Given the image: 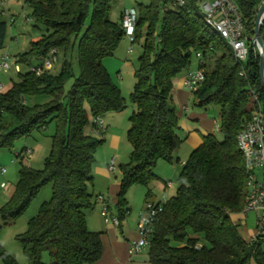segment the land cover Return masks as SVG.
Segmentation results:
<instances>
[{
  "label": "trees",
  "instance_id": "1",
  "mask_svg": "<svg viewBox=\"0 0 264 264\" xmlns=\"http://www.w3.org/2000/svg\"><path fill=\"white\" fill-rule=\"evenodd\" d=\"M233 1L248 40L243 63L206 25L193 0H184L183 7H173V0H149L136 11L132 44L142 39V53L129 95L136 109L128 118L126 132L131 146L129 162L119 166L115 202L119 221L126 212L127 190L135 185L148 188L158 179L153 173L157 163L176 159L183 140L177 135L173 80L185 76L197 53L201 57L197 69L203 70L204 80L190 95L199 108H217L222 136L221 141L212 134L202 136L201 144L181 166L175 195L159 202L162 212L154 220L147 264H264L263 242L245 241L232 220L243 215L247 195L237 135L249 120L251 90L264 110L259 53L252 43L255 16L264 0ZM114 2L25 0L34 24L43 26L47 34L16 57L15 63L27 71L18 72L17 81L0 93V148H10L13 141L54 125L43 168L22 166L14 192L0 210L4 220H14L50 185V199L40 205L27 222V230L16 238L27 264H44V253L50 257L49 264H95L101 258L100 233L88 230L84 215L93 207L92 165L101 141L85 129L91 118L126 108L120 90L102 66V60L112 56L125 37L121 16L119 23L109 18ZM1 16L0 10V50L7 33ZM51 49L56 56L61 50L68 55L75 52L76 78L70 60L55 75L45 69L38 74L30 70L40 68ZM33 61L38 64L33 66ZM71 78L73 83L66 90ZM27 98L34 100L27 104ZM0 259L4 264H16L1 246Z\"/></svg>",
  "mask_w": 264,
  "mask_h": 264
},
{
  "label": "rangeland",
  "instance_id": "2",
  "mask_svg": "<svg viewBox=\"0 0 264 264\" xmlns=\"http://www.w3.org/2000/svg\"><path fill=\"white\" fill-rule=\"evenodd\" d=\"M148 3L149 0H115L112 4L109 18L112 22L119 23L123 11L129 9L137 11L138 5H147ZM0 10L2 11L1 19L7 26L4 48L0 50V58L6 54L12 60L9 71L3 73L0 70V85H2L0 93H4L10 88L11 84L18 79V72L14 69L16 57L27 51L29 44L37 41L42 35L47 34V31L43 26L34 24L31 17V10L25 3V0H0ZM141 45L142 39L139 40L138 43L130 44L129 41L123 37L112 56L106 57L102 60V66L110 75L113 83L120 90L126 108L121 112H111L103 116V122L107 129L106 133H104V130L99 134L94 132L92 118L85 129L87 134L101 141L94 152L92 177L95 176V169L97 166L102 164L105 166L106 163L108 165L109 161L113 159L114 169L112 173L109 174L111 180L118 183L120 179L119 166L125 165L129 162L131 146L127 140L126 132L129 127L128 118L136 111L135 106L130 101L129 95L135 84L134 73L138 66V58L142 53ZM130 46L132 47L131 53L128 52ZM66 60H70L73 77L76 78L79 74V68L75 61V52L68 55L62 50L59 51L56 56V61L48 70L50 74L55 75L59 73ZM37 64L38 62L36 61H33L32 63L33 66H36ZM197 64L198 59L195 55H192L191 69H195ZM17 65L19 66V73L27 71V68L24 66L20 64ZM74 78H71L68 81L65 86L66 90L71 87ZM33 100L34 99L31 100L30 98H27L26 102L27 104H31ZM173 104L175 106L174 98ZM188 109L189 112H201L208 114L211 117L217 114V108L214 106L207 109L195 106L193 97H191L188 102ZM53 134L54 125L51 123L45 130L34 131L27 137L13 141L10 148H0V170L4 169L5 171L4 174L0 173V185L4 184V188H0V210L6 205L14 192L19 177V170L22 166L34 170H41L43 168V161L50 151L51 136ZM179 134L181 136L183 134L182 131H179ZM212 135L218 141L222 140L218 127H213ZM112 138L113 141L111 140ZM25 151H29V153L24 154ZM191 151V148L188 147V143L183 142L180 149L175 153V158L177 156L180 161H183L184 159H187ZM17 154H19V156H17ZM180 169V162L177 163L176 159H174L172 163L159 161L154 168L153 173L156 176H159L162 180L164 179L166 183H171V186L167 185V187H165L162 180L154 181L153 184L148 187L152 196L157 197L159 201L163 202L172 198L177 189L176 178ZM163 185L165 188L162 187ZM147 192V188L136 185L127 190L125 194L127 203L126 208H129L131 211V218L136 217V214L139 216L140 212L143 210L142 207L144 208L145 206L143 199ZM50 193V185L43 187L37 196L31 201L25 212L14 220H4L0 215V246L14 259L16 264H27L21 246L16 238L27 230V222L37 214L40 205L50 199ZM111 212L112 214L117 215L116 208L113 204H111ZM232 220L234 223L238 224V230L242 236V224H244L245 221L246 229L253 228L255 216L253 214H248L246 217L244 215H236L233 216ZM242 237L244 239L247 238L246 235ZM145 250H147V248ZM42 262L44 264L50 263V257L47 253L42 255ZM0 264H4L1 259Z\"/></svg>",
  "mask_w": 264,
  "mask_h": 264
},
{
  "label": "built area",
  "instance_id": "3",
  "mask_svg": "<svg viewBox=\"0 0 264 264\" xmlns=\"http://www.w3.org/2000/svg\"><path fill=\"white\" fill-rule=\"evenodd\" d=\"M203 16L206 25L231 47L234 57L238 62L243 63L247 58V37L244 31V23L233 0H193ZM173 7L184 6V0H173ZM137 21V13L134 9L125 10L121 14V26L125 38L130 44L133 43L134 28ZM260 33L264 36V16L261 21ZM132 52V47L128 49ZM200 60V54H196ZM0 70L3 73L9 71L11 58L3 55L0 58ZM56 61V50L51 49L49 56L42 61L41 67L30 69L38 74L41 69L49 70ZM14 69L19 72V66L15 64ZM243 76V73H240ZM204 80L202 69L189 70L183 77V88L190 94L194 93ZM2 85H0V90ZM251 110L249 120L243 124L238 135V149L243 155L246 170L247 195L245 198L242 214L247 216L253 214L254 236L251 242L262 241L264 252V110L258 95L250 91ZM2 112V111H1ZM93 130L96 134L101 132L103 127L100 117L92 118ZM25 151L24 154H28ZM19 156V154H17ZM109 172L114 169V161L111 159L107 165ZM4 169L0 170L4 174ZM4 188V184L0 185ZM101 204L100 215L103 222L108 225L118 226L120 224L117 216L109 212V206L102 195L96 197ZM162 212V204L148 201L138 216L137 238L129 242L128 254L134 256L143 252L149 245L153 235L154 220Z\"/></svg>",
  "mask_w": 264,
  "mask_h": 264
},
{
  "label": "crops",
  "instance_id": "4",
  "mask_svg": "<svg viewBox=\"0 0 264 264\" xmlns=\"http://www.w3.org/2000/svg\"><path fill=\"white\" fill-rule=\"evenodd\" d=\"M196 69L197 66L195 69L190 70ZM183 77L184 75L178 76L173 80L172 97L175 99V107L179 123V130L177 133L179 134V131H182L183 133L181 136L180 134L177 135L178 137L180 136L184 143H188V147L193 150L201 144L202 136L212 134L213 127H217V114L215 113L216 115L211 117L210 115L201 112H189L188 102L192 96L183 88ZM101 121L103 125L101 132L104 130V133H106L107 129L105 127V123L103 122V117H101ZM111 140L113 141V138ZM176 160H178L176 162H180V166H182L186 159L180 161V159L176 156ZM106 166L107 163L105 166L102 164L97 166L95 169V176L92 180V183H94L91 190L93 207L84 214L88 230L100 233L102 254L100 260L95 264H147L148 258L145 253L146 250L134 256H130L128 254L129 242L137 238L138 214H136V217L131 218V211L129 208H126L124 217L119 221L120 224L118 226H113L111 224L106 225L102 221L103 219L101 220V215L99 213L101 211V204L97 202L96 197L98 195H102L104 197L109 206V212L112 214L111 204L115 206L116 194L118 192V183L111 180L109 173L112 172H109ZM157 178L158 181L162 180L159 176H157ZM162 182L165 187H167V185L171 186V183H166L164 179ZM164 185L162 187H164ZM147 189L149 196H144V204L148 201L154 203L163 202L159 201L157 197H153L149 188ZM241 230V232H243L241 233L242 236L246 235L247 237L244 240L250 242L255 233L254 227L246 229L244 221ZM248 264L254 263L250 262Z\"/></svg>",
  "mask_w": 264,
  "mask_h": 264
},
{
  "label": "water",
  "instance_id": "5",
  "mask_svg": "<svg viewBox=\"0 0 264 264\" xmlns=\"http://www.w3.org/2000/svg\"><path fill=\"white\" fill-rule=\"evenodd\" d=\"M264 16V2L259 6L254 21L252 43L255 44L259 53V75L264 90V43L263 36L260 33L261 21Z\"/></svg>",
  "mask_w": 264,
  "mask_h": 264
}]
</instances>
